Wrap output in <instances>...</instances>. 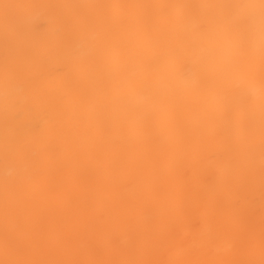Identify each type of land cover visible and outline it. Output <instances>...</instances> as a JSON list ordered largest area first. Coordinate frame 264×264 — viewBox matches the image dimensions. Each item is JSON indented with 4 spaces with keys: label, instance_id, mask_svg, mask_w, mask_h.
<instances>
[{
    "label": "snow or ice",
    "instance_id": "obj_1",
    "mask_svg": "<svg viewBox=\"0 0 264 264\" xmlns=\"http://www.w3.org/2000/svg\"><path fill=\"white\" fill-rule=\"evenodd\" d=\"M0 7L5 10L0 148L5 167L12 163L17 168L15 179L8 175L3 179L4 259L0 264H151L133 258H38L28 239V210L22 193L33 179L39 158L56 136L65 146L77 143L78 125L90 119L122 136L186 119L191 135L182 157L195 171L209 173L210 195L246 191L252 221L249 257L255 255L259 214V261L210 264H264V0L51 5L68 10L56 50L74 68V77L61 85L64 96L59 99L43 78L42 55L20 46L19 28L9 15L10 9L31 6L3 3ZM210 77H214L211 102L178 117L169 114L164 93L172 90V82L205 83ZM137 95L139 102L134 101ZM53 117L62 131L50 126ZM213 148L222 157L216 167L205 160ZM197 211L210 216L207 206ZM182 217L181 208L172 226L180 228ZM112 222L119 224V216H113ZM112 248L124 257L135 251L121 249L115 241ZM229 248L235 250L231 243Z\"/></svg>",
    "mask_w": 264,
    "mask_h": 264
},
{
    "label": "bare ground",
    "instance_id": "obj_2",
    "mask_svg": "<svg viewBox=\"0 0 264 264\" xmlns=\"http://www.w3.org/2000/svg\"><path fill=\"white\" fill-rule=\"evenodd\" d=\"M229 0H0V4L30 5L10 9L19 44L42 55L43 78L55 99L64 96L61 85L74 77L73 65L58 52L62 22L68 10L49 7L69 3H225ZM0 7V67L3 64V17ZM155 63V60L153 61ZM192 83L177 80L164 93L169 114H186L211 102L212 80ZM86 86L81 85V91ZM3 79L0 75V95ZM141 96L134 97L139 102ZM67 102V97L65 101ZM50 126L62 131L55 117ZM80 139L65 146L60 136L49 141L33 179L22 193L27 206L28 239L38 258L120 259L133 258L151 264H210L216 260L259 261V214L255 217L256 250L249 257L251 217L246 191L213 198L210 176L195 171L182 154L191 129L187 120L156 124L147 133L120 135L101 121L78 125ZM3 136L0 116V138ZM205 160L216 167L220 151L211 150ZM15 179L17 168L5 167L0 148V259H4L3 179ZM210 208L205 218L198 209ZM146 207L145 211H141ZM183 209L180 228L172 226L178 209ZM119 216V224L112 222ZM210 225V229L206 227ZM133 247L124 257L112 248ZM229 243L235 246L229 248Z\"/></svg>",
    "mask_w": 264,
    "mask_h": 264
},
{
    "label": "clouds",
    "instance_id": "obj_3",
    "mask_svg": "<svg viewBox=\"0 0 264 264\" xmlns=\"http://www.w3.org/2000/svg\"><path fill=\"white\" fill-rule=\"evenodd\" d=\"M8 173L6 172V175H7Z\"/></svg>",
    "mask_w": 264,
    "mask_h": 264
}]
</instances>
